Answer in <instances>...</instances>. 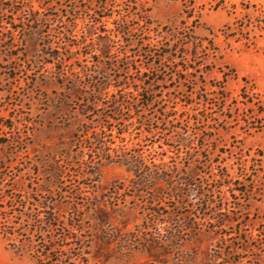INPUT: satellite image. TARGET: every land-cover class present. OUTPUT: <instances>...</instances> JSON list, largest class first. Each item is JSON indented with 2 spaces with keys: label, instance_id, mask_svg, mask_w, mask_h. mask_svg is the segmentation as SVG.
<instances>
[{
  "label": "rangeland",
  "instance_id": "1",
  "mask_svg": "<svg viewBox=\"0 0 264 264\" xmlns=\"http://www.w3.org/2000/svg\"><path fill=\"white\" fill-rule=\"evenodd\" d=\"M263 2L0 0V220L15 222L18 201L52 200L69 224L82 219L87 264H264V48L223 33L240 19L256 24ZM123 25L129 35L113 38ZM89 27L112 40L108 55H95ZM96 81L108 87L90 106ZM98 121L111 129V148L123 130L127 147L141 141L135 148L147 158L166 154L159 170L172 181L154 182L149 194H185L191 178L214 209L194 196L133 199V176L115 161L85 175L97 160L91 134L103 137ZM46 182L49 195L39 192ZM6 244L0 231V264H34Z\"/></svg>",
  "mask_w": 264,
  "mask_h": 264
},
{
  "label": "trees",
  "instance_id": "2",
  "mask_svg": "<svg viewBox=\"0 0 264 264\" xmlns=\"http://www.w3.org/2000/svg\"><path fill=\"white\" fill-rule=\"evenodd\" d=\"M8 9L12 14L16 13L19 9H15L12 4L1 5V9ZM255 11L258 12L256 19V24L252 22H243V19H240L239 22H235V26L231 28V25L225 26L224 37L226 39L234 38L235 43H242L246 48H253L256 50H262L264 47L258 46L259 41L257 39H262L264 41V2L260 5L259 8H256ZM2 22V21H0ZM9 25H13L11 29L13 31L19 32L22 28L16 27L14 24L9 22ZM256 30L259 35L255 33L251 36L250 32ZM128 26H116L113 33V38H116L117 35L120 37H126L129 35ZM86 35L91 38L92 35H96V42L91 41L96 46L95 55L99 57H104L110 53V45L112 40L108 36H99L94 33V29L89 27L85 30ZM83 40L84 37L82 36ZM82 43L77 44V47L82 45ZM66 45V42L63 43ZM78 47V48H79ZM87 46H85L86 48ZM77 48V49H78ZM66 51V50H64ZM87 54V53H86ZM157 59H163L167 57V53L163 54H152ZM195 56L191 54V58ZM92 89L93 93L90 95L91 98H87V104L90 106H96L97 101L96 97H101L104 95L103 91L108 87L104 82L99 83L95 82V86ZM95 87V88H94ZM115 101L116 98L113 96ZM226 97L221 96V100L225 102ZM87 108V107H86ZM85 108V109H86ZM84 110L85 113H89L90 110ZM89 111V112H87ZM257 113L264 116V110L257 108ZM95 117H99L95 115ZM94 121H91L93 123ZM99 121L97 122V124ZM101 129H103V137L101 135L92 132V142L97 147V152L95 153L96 161L94 163L88 164L86 170L88 171L85 175H88L89 178H96L98 176L97 167L102 160L106 162L115 161L116 163L125 167L126 171L133 176L130 179L132 194L131 197L134 198H148L151 200L150 204H160L165 199L167 201L173 200L178 202L187 200L190 196H194L197 200L201 201L202 206L206 207L204 211H209L211 208L214 209L212 205V195L211 192L205 191L202 185H197L194 181L190 179L182 180V184L191 188L185 194L178 192H170L166 196H162L159 192L155 194H149L148 190H156L153 187V183L157 181H163L165 183H170L172 177L167 174H161L159 168L164 166L166 162L163 161L164 154L152 155L151 152L148 153V158L143 155V153L136 149L135 147H142L140 145L141 141L137 142L130 148L127 147L124 143L125 139L121 138L123 130L121 132H116V138L119 140V145L111 148L110 145L114 144L111 136L106 135L107 131L110 133L111 129L98 124ZM94 129V128H93ZM150 130V129H149ZM148 130V133L151 134ZM106 138H110L106 141ZM167 147H169L168 144ZM95 149V148H93ZM112 153V154H111ZM49 167V175L54 174V167L47 162ZM96 167V168H95ZM86 177L83 174L81 178ZM224 176H222L221 180ZM51 183L46 182L44 185L39 186V192L45 194H51ZM153 187V188H152ZM182 191V190H181ZM248 192L246 190H239L240 195H245ZM11 199V198H10ZM4 203V202H3ZM34 204L28 208L25 206V202L18 201L17 206L21 207V210L18 211L15 216V222H9L7 217L4 216L3 220H0V231L3 239L6 241V245L11 248V250L16 254L21 256L22 254L28 253L34 261V264H87L89 256V247L87 246V241L81 236L83 234L82 228V219H79L74 224H69L66 219L62 216H58L54 210V202L48 200H37L33 201ZM0 209H3L0 206ZM29 211V212H28ZM28 212V213H27ZM96 218L98 222H102L103 215L99 208L95 207ZM203 215H205L203 213ZM222 216V215H221ZM185 219V216L184 218ZM219 221V220H218ZM216 222L217 228L226 227L228 220H225V217L220 218V222ZM184 229L191 230L192 226L187 224L184 221ZM56 237V238H55ZM38 239V240H36ZM170 240H168L169 242ZM59 243V244H58Z\"/></svg>",
  "mask_w": 264,
  "mask_h": 264
}]
</instances>
